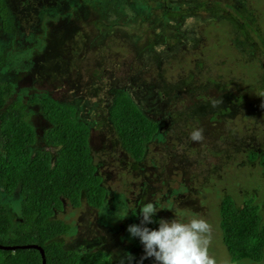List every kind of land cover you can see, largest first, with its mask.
<instances>
[{"label": "rangeland", "instance_id": "rangeland-1", "mask_svg": "<svg viewBox=\"0 0 264 264\" xmlns=\"http://www.w3.org/2000/svg\"><path fill=\"white\" fill-rule=\"evenodd\" d=\"M3 6L8 17L5 28L0 19V55L5 59L0 85L10 88L4 106L17 102L24 107V119L36 131L29 146L33 152L50 148L42 139L48 125L32 98L74 108L90 130V154L106 189L99 208L65 202L54 213L50 219L67 227L57 240L70 249L98 245L113 258L123 253L133 257L142 246L125 229L139 222L140 203L134 201L142 192L141 200L161 208L151 228L159 219L195 215L210 226L207 251L216 264H264V253L257 262L231 261L218 225L226 194L239 204L251 197L264 223V171L257 160H248L246 151L225 158L214 154L224 150L221 139L228 129L243 138L264 136V0H3ZM189 75L198 83L188 94ZM217 77L220 83L231 78L224 92L240 95V101L233 103L231 114L196 116L191 106L197 103L198 112L205 104L195 98L202 88L199 81ZM120 89L146 117L159 119L162 130L182 106L183 121L191 125L190 132L200 129L202 139L188 135L177 142L169 139L173 130L170 136L164 132L134 160L109 119ZM205 93L219 92L209 84ZM49 151L55 154V149ZM19 201L17 189L7 194L0 188V204L12 227L24 220ZM126 208L136 214L130 210L118 219Z\"/></svg>", "mask_w": 264, "mask_h": 264}, {"label": "trees", "instance_id": "trees-1", "mask_svg": "<svg viewBox=\"0 0 264 264\" xmlns=\"http://www.w3.org/2000/svg\"><path fill=\"white\" fill-rule=\"evenodd\" d=\"M239 16L243 17L241 14ZM7 17L3 0H0L3 28ZM245 25L249 31L257 32L256 29ZM99 30L105 29L101 27ZM260 43L264 49V42ZM4 60L0 55V68ZM220 78L199 81L202 83L201 91L196 97L190 94L198 103L205 102L201 104L203 107L199 108L198 112L197 103L191 106L190 110L197 114L196 116H204V112H213L215 115V111L219 114H231L234 110L233 103L236 105L240 101V95H228L224 92L231 78L222 80L221 83ZM185 82L188 94L196 90L197 84L193 85L198 83L196 76L189 75ZM209 84L219 92L215 94L217 96L205 93ZM9 90V86L2 88L0 85V188L8 194L18 190L19 206L24 220L12 227L6 208L0 204V244H35L43 250L45 264H120L124 253L113 258L111 253L100 249L98 245L92 250L81 251L65 247L57 237L64 234L67 227L60 220L50 219L56 211H61L65 202L74 208L82 201L92 208L102 205L106 189L90 154L88 126L76 118L74 108L50 98L33 97L32 101L38 103L41 118L48 125L44 130L43 145L55 149V154L51 155L50 149L32 152L29 146L35 140V129L24 119V107L19 103L4 106ZM176 97L175 99H178ZM112 103L109 119L113 130L122 148L134 160L143 157L147 143L156 135L166 132L170 136L169 131L173 130L169 139L177 142H182L184 138L187 140L191 125L183 121L185 111L181 110V105L177 110L181 111L172 114L173 122L164 123L167 125L162 130L160 120L146 117L125 90H118ZM228 133L229 135L221 139L225 145L224 150L214 154L225 158L232 157L234 152L246 151L248 160H257L264 171V136L256 139L250 133L248 138H243L232 129H228ZM175 145L174 148H177ZM139 195L134 203L137 201L141 205L148 202V199L141 200ZM140 205L136 207L139 208ZM258 210V205L252 202L251 197L242 199L239 204L229 194L222 196L218 225L222 242L231 260L245 259L257 262L262 259L264 223ZM147 226L151 228L152 224ZM142 255V250L135 251L131 264H137V261L140 264H154L150 257L141 260ZM0 264H41V256L35 248H17L13 251L0 249Z\"/></svg>", "mask_w": 264, "mask_h": 264}, {"label": "clouds", "instance_id": "clouds-1", "mask_svg": "<svg viewBox=\"0 0 264 264\" xmlns=\"http://www.w3.org/2000/svg\"><path fill=\"white\" fill-rule=\"evenodd\" d=\"M189 138L193 141L201 140V130H192ZM159 209L161 208L155 201L142 203L139 206V222L126 226L125 230L129 237L136 238L142 246L141 260L150 257L154 264H216L207 251L210 230L207 221L195 215L186 220L178 219L174 215L173 219L155 221L157 226L149 228L147 225L154 222L153 216ZM130 210L133 215L136 214L132 209L126 208L118 219L124 218ZM126 262L131 264L130 254L122 257L120 264ZM137 264L140 262L137 261Z\"/></svg>", "mask_w": 264, "mask_h": 264}, {"label": "water", "instance_id": "water-1", "mask_svg": "<svg viewBox=\"0 0 264 264\" xmlns=\"http://www.w3.org/2000/svg\"><path fill=\"white\" fill-rule=\"evenodd\" d=\"M17 248H23V249L24 248H35V249H37L40 253V256H41V264H45V257H44L43 250L35 244H25V245H15V246L14 245H1L0 244V249H4V250L13 251Z\"/></svg>", "mask_w": 264, "mask_h": 264}]
</instances>
